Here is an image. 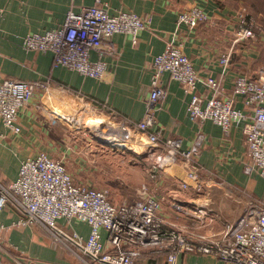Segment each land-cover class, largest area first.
Instances as JSON below:
<instances>
[{"label":"crops","instance_id":"0c3cea01","mask_svg":"<svg viewBox=\"0 0 264 264\" xmlns=\"http://www.w3.org/2000/svg\"><path fill=\"white\" fill-rule=\"evenodd\" d=\"M105 1L110 15L120 10L132 11L148 18L149 24L139 33L135 45L128 35L111 37L115 53L106 57L104 77L95 80L53 67L51 53L25 51L21 45L27 33L60 27L69 10L78 12L82 6L91 5L92 0H0V81L18 79L47 84L46 88H36L18 111L19 133L11 132L0 122V182L7 185L14 181L23 160L44 152L65 163L75 182L108 190L115 205L135 202L145 187L160 202V215L167 228L188 230L191 224L199 225L198 217L203 223L202 231L218 233L239 215L225 219L205 208L204 203L209 201L202 197L206 188L209 192L224 188L232 194L227 187L236 188L237 181L245 176L243 166L247 159L241 126L226 135L211 121L190 120L186 113L189 95L167 74L161 76L166 94L153 110V129L164 138L180 139L183 148L202 136V169L196 183L187 177L181 160L151 177V155L160 150L134 124L143 119L146 111L152 60L167 43L181 48L199 76L218 79L220 95L227 97L236 76H264V35L258 31L254 38L236 43L235 27L243 7L224 0ZM249 5L246 0V11L251 10ZM193 6L205 12L206 21L195 29L178 26L177 15ZM224 52L230 54V61L222 71L217 58ZM90 57L97 59V52L92 51ZM197 92L209 97V90L200 84ZM234 105L245 109L239 96ZM89 123H100L101 131L90 133ZM96 136L107 143H100ZM246 177V194L250 197L246 205L253 199L264 202V180L256 174ZM196 184H200L201 191L195 190ZM22 218L26 216L11 204L0 213V223L5 227L0 242L1 264H99L74 245H63L39 224L16 226ZM58 226L83 239L90 231L87 223L78 220H59ZM100 236L109 249L107 232L100 229ZM164 253L144 250L134 264H166ZM182 263L219 264L211 256L190 253L178 257L177 264Z\"/></svg>","mask_w":264,"mask_h":264},{"label":"built area","instance_id":"2783aa9c","mask_svg":"<svg viewBox=\"0 0 264 264\" xmlns=\"http://www.w3.org/2000/svg\"><path fill=\"white\" fill-rule=\"evenodd\" d=\"M107 8L105 0H92L91 5L82 6L78 12L69 10L60 27L43 33H27L22 38V48L49 52L53 67L101 80L107 70L106 57L115 53L111 37L128 35L135 45L139 33L149 24L148 18L132 11L120 10L110 15ZM206 19L205 12L193 6L177 15L176 24L195 29ZM258 31L264 35V25L242 8L238 13L234 41L252 39ZM92 51L97 52L95 60L90 57ZM217 61L225 71L230 54L221 53ZM163 74L181 85L189 95L186 113L190 120L211 121L226 135L241 126L247 159L243 172L246 176L256 174L264 180V76L252 79L238 75L233 80L231 95L221 97L220 81L211 76H199L181 48L171 42L152 60L146 111L143 119L134 124L160 150L151 155V177H157L160 171L181 160L187 177L197 183L202 169L199 163L201 135L190 147L183 148L180 139L164 138L153 129V110L166 94L161 83ZM198 84L209 90V97L197 92ZM46 87L43 82L0 81V122L11 132L19 133L18 111L32 98L36 88ZM236 96L242 98L244 110L235 107ZM119 144L125 147L121 141ZM201 189L200 184L195 185V190ZM140 195L135 202L115 205L109 199L108 190L75 182L61 160L41 152L21 162L14 181L7 185L0 182V213L8 204L13 205L26 216L16 226L39 224L63 245H74L99 264H134L147 249L159 254L165 252L166 264H177L178 257L187 253L211 256L219 264H264L263 201L251 200L246 211L234 222L226 223L218 233H206L198 217L199 225L191 224L188 230L167 228L160 215V202L148 194L145 187ZM196 211L201 215L198 209ZM59 220L87 223L88 237L83 239L76 233L65 232L58 226ZM4 229L0 223V242ZM100 229L108 234L109 249L101 241Z\"/></svg>","mask_w":264,"mask_h":264},{"label":"rangeland","instance_id":"374dc122","mask_svg":"<svg viewBox=\"0 0 264 264\" xmlns=\"http://www.w3.org/2000/svg\"><path fill=\"white\" fill-rule=\"evenodd\" d=\"M224 1L227 4L237 5L238 7H243L246 9V3L244 1L243 2L241 0H224ZM247 14L253 17L259 23L260 20L263 18V15L261 14L258 15L252 10H247ZM246 178L247 177L245 175L243 178L239 179L236 183L237 184L236 188L227 187L229 191H232V194H230V192H227V190L224 188H219V189L216 188V190L214 191L210 190V192L209 189L207 190L206 188L203 193L202 199L203 200L208 199L209 202L207 204L204 203V207L207 209H211L212 211H214V213L218 214L219 216H222L225 219L226 218L228 219L230 216H235L236 214L241 216L246 211V208L248 206V204L246 205V201L250 198L246 194V191H248L246 186ZM115 188L118 191L119 189L118 186Z\"/></svg>","mask_w":264,"mask_h":264},{"label":"trees","instance_id":"16d2710c","mask_svg":"<svg viewBox=\"0 0 264 264\" xmlns=\"http://www.w3.org/2000/svg\"><path fill=\"white\" fill-rule=\"evenodd\" d=\"M246 3V0H241ZM250 2V9L254 11L258 15H263V18L260 20V24H264V0H249Z\"/></svg>","mask_w":264,"mask_h":264},{"label":"water","instance_id":"95a60500","mask_svg":"<svg viewBox=\"0 0 264 264\" xmlns=\"http://www.w3.org/2000/svg\"><path fill=\"white\" fill-rule=\"evenodd\" d=\"M87 130L90 132V133H94V132H100L101 131V128H100V123H92V124H88L87 125ZM98 138H96V140H98L100 143H103V144H106L107 142L105 141H102L99 136H96Z\"/></svg>","mask_w":264,"mask_h":264}]
</instances>
